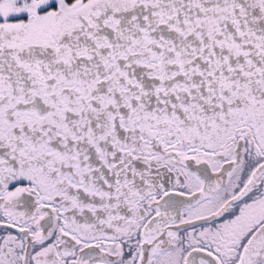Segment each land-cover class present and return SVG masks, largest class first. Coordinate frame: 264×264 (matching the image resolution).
Segmentation results:
<instances>
[{
    "label": "snow or ice",
    "instance_id": "6c2138e0",
    "mask_svg": "<svg viewBox=\"0 0 264 264\" xmlns=\"http://www.w3.org/2000/svg\"><path fill=\"white\" fill-rule=\"evenodd\" d=\"M0 264H264V0H0Z\"/></svg>",
    "mask_w": 264,
    "mask_h": 264
}]
</instances>
